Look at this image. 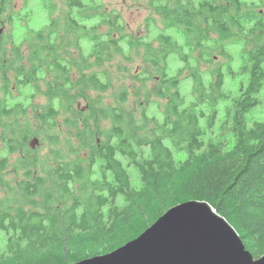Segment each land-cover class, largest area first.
<instances>
[{
  "label": "trees",
  "instance_id": "1",
  "mask_svg": "<svg viewBox=\"0 0 264 264\" xmlns=\"http://www.w3.org/2000/svg\"><path fill=\"white\" fill-rule=\"evenodd\" d=\"M42 1L63 18L23 37L26 57L15 35L0 34V264L108 253L192 200L223 216L254 258L264 255V119L254 118L257 109L264 117V0H148V41L101 0ZM13 4L0 0V25ZM228 42L241 45L236 68ZM132 50H142V67L114 75L113 61H130ZM170 55L180 63L173 75ZM226 73L240 79L237 97L224 90ZM151 93L161 119L147 113ZM36 96L46 101L29 112L22 101ZM31 112L39 155L27 148Z\"/></svg>",
  "mask_w": 264,
  "mask_h": 264
},
{
  "label": "water",
  "instance_id": "2",
  "mask_svg": "<svg viewBox=\"0 0 264 264\" xmlns=\"http://www.w3.org/2000/svg\"><path fill=\"white\" fill-rule=\"evenodd\" d=\"M73 264H264V255L254 258L208 203L189 201L167 210L125 245Z\"/></svg>",
  "mask_w": 264,
  "mask_h": 264
},
{
  "label": "rangeland",
  "instance_id": "3",
  "mask_svg": "<svg viewBox=\"0 0 264 264\" xmlns=\"http://www.w3.org/2000/svg\"><path fill=\"white\" fill-rule=\"evenodd\" d=\"M104 5L108 9L117 10L122 15L124 22L126 24L127 32L129 35H135L137 37H141L142 40L148 41V39L152 38L155 30L152 29L149 32V26L147 25V19L150 15V9L146 6L148 0H101ZM259 1V0H255ZM14 10L10 12V16H12L11 20H6L5 18L0 25V34H4V36L9 37L10 34H13L17 37L16 42L17 45H20V49L24 57L29 54V51L33 47H29L30 43L21 42L23 37L30 31H39L40 29L51 24L52 21H59L63 18V14L59 6L54 10H50L44 6L42 0H14ZM264 10V8H262ZM157 20L158 28H161L159 24L158 17L155 16ZM55 31H57V27H55ZM85 49H88L90 44H86ZM240 44H233L232 42H228L225 44V49L227 52L234 58L233 66L238 67L239 63V50ZM67 53L72 55L74 58L78 57L77 52L74 48H70L67 50ZM79 54V53H78ZM9 58H11L10 54H8ZM220 60L223 58L220 55H217ZM94 58V57H93ZM91 58V60L93 59ZM170 63V74L173 75L177 72V69L180 67V63L176 61L175 55L169 56ZM5 62V60H4ZM111 70L113 74H117L118 69H127V67L131 70V72L139 71V69L143 65L142 60V50L135 51L132 50L130 53V61L124 62L123 58L118 60H114L111 64ZM91 71V69L89 70ZM12 74V71H10ZM123 79H128L130 73L128 71H124L122 73ZM131 83V82H128ZM191 85L192 82L190 78L182 77L180 91L186 101L191 99ZM153 86V81L149 80L146 83V87L149 88ZM41 88L45 89V87L41 84ZM116 86L113 85L112 88L105 94V98L107 101L112 100L113 95L115 93ZM240 79L235 78L232 79L230 75L225 74L224 78V90L228 92L233 98L237 97L240 93ZM26 90V89H25ZM46 90H41V93H45ZM45 95V94H44ZM46 101V98L41 96H36L35 98L30 100V98H26L22 102L27 106L28 111L32 109L30 104H34L35 106L42 105ZM162 102V101H160ZM228 103V101H221L219 104L220 117L223 115V108ZM80 105L84 106V103L80 102ZM131 105V104H130ZM264 106V105H263ZM147 113L149 116H155L159 119L162 117V109L158 106V100L155 97L154 93H151L149 96V104L147 107ZM30 121L37 124L38 122L34 119V112H31L28 115ZM254 118L263 120L262 112L260 109L255 110ZM39 124H37L34 133L36 136L31 135L27 142V148L37 151L40 150V153H43V149H41L44 145L41 142V136L39 135L38 130ZM34 136V137H33ZM34 143V144H33ZM38 153V151H37ZM18 155V154H17ZM17 155H13L12 158H16ZM39 155V153H38ZM5 245V235L0 232V250ZM105 254V253H104ZM94 257V256H93ZM91 258V257H87ZM85 258V259H87ZM84 260V259H82Z\"/></svg>",
  "mask_w": 264,
  "mask_h": 264
},
{
  "label": "bare ground",
  "instance_id": "4",
  "mask_svg": "<svg viewBox=\"0 0 264 264\" xmlns=\"http://www.w3.org/2000/svg\"><path fill=\"white\" fill-rule=\"evenodd\" d=\"M192 201H195V200H192ZM189 202V201H188ZM200 202V201H199ZM207 203V202H206ZM180 205V204H179ZM209 206L211 207V208H213L210 204H209ZM214 209V208H213ZM215 210V209H214ZM216 211V210H215ZM217 213V212H216ZM223 217V216H222ZM227 221V220H226ZM228 222V221H227ZM229 223V222H228ZM230 224V223H229ZM59 261V260H58Z\"/></svg>",
  "mask_w": 264,
  "mask_h": 264
}]
</instances>
